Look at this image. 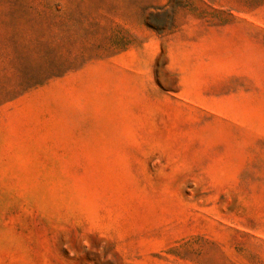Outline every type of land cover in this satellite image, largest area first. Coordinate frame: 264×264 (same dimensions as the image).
<instances>
[{
  "label": "rangeland",
  "instance_id": "1",
  "mask_svg": "<svg viewBox=\"0 0 264 264\" xmlns=\"http://www.w3.org/2000/svg\"><path fill=\"white\" fill-rule=\"evenodd\" d=\"M0 264H264V0H0Z\"/></svg>",
  "mask_w": 264,
  "mask_h": 264
}]
</instances>
